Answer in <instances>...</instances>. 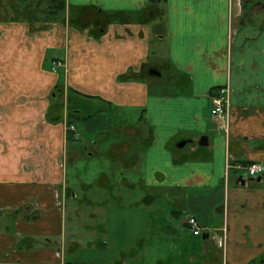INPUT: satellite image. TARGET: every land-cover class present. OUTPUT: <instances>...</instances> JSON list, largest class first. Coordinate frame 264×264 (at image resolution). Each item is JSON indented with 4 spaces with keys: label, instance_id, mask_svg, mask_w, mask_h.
Returning a JSON list of instances; mask_svg holds the SVG:
<instances>
[{
    "label": "crops",
    "instance_id": "crops-1",
    "mask_svg": "<svg viewBox=\"0 0 264 264\" xmlns=\"http://www.w3.org/2000/svg\"><path fill=\"white\" fill-rule=\"evenodd\" d=\"M63 1L0 21V264H264V176L237 168L264 159V4Z\"/></svg>",
    "mask_w": 264,
    "mask_h": 264
},
{
    "label": "rangeland",
    "instance_id": "rangeland-1",
    "mask_svg": "<svg viewBox=\"0 0 264 264\" xmlns=\"http://www.w3.org/2000/svg\"><path fill=\"white\" fill-rule=\"evenodd\" d=\"M259 3L260 5L264 4L263 1L252 0V3L249 5L247 11L252 12L254 11L253 8H260L258 6ZM54 6L56 8V3H54L53 0H0V21L30 20V21H33L32 22L33 24L34 22L38 24H42L43 22H46L48 20L50 21V20H53L54 18H57L53 15L54 13L52 14V12L55 9ZM56 64L58 67L62 66V63L60 62ZM95 138H96L95 136L89 135V133L87 132L84 133L83 139L85 140L84 143L87 146L89 145L91 146L89 141L91 142ZM109 144L110 142H105L103 144V150H104V147H105V150H107ZM89 153H92V149L89 150ZM106 161L107 159L103 158L102 156H97V157H92V158L88 157L79 162L73 163L69 168V172L71 176L73 177H75L74 173L78 172L80 173L81 178L84 180L85 183L94 184L95 180H97L96 179L97 173L101 172L103 167L106 169L107 167ZM111 184H112V181H111ZM87 191H88L89 197H93L95 201L96 200L98 201L100 199V197L96 199L97 198L96 195L97 196L102 195L101 185H99V183L96 186H93V187L90 186ZM159 192H160L159 190H152V194L155 196H159L160 194ZM155 207L159 208L158 205H156ZM81 209H82V215L84 218L87 217V215H90L91 213H95L96 210L100 212V208L95 205H90L86 207L82 206ZM101 212H103V210H101ZM154 215L161 216L162 214L160 211H156ZM73 219H72V216H69L68 218V226H67L68 232H70L75 227ZM86 220L87 221L85 222L86 223L88 222V224H91V225L96 222L94 220L92 221V219L90 218ZM198 239H202V236L200 235ZM219 253L220 254H218V256L222 258V250L219 251Z\"/></svg>",
    "mask_w": 264,
    "mask_h": 264
},
{
    "label": "built area",
    "instance_id": "built-area-1",
    "mask_svg": "<svg viewBox=\"0 0 264 264\" xmlns=\"http://www.w3.org/2000/svg\"><path fill=\"white\" fill-rule=\"evenodd\" d=\"M212 103V114L219 118L225 117L230 106V89L228 87L220 88L217 96L213 98ZM74 129L75 128L71 126V130ZM237 168L245 172V174L251 178L264 176V159L250 164H240ZM187 225L195 236L201 235V227L199 221L195 217H188Z\"/></svg>",
    "mask_w": 264,
    "mask_h": 264
},
{
    "label": "trees",
    "instance_id": "trees-1",
    "mask_svg": "<svg viewBox=\"0 0 264 264\" xmlns=\"http://www.w3.org/2000/svg\"><path fill=\"white\" fill-rule=\"evenodd\" d=\"M149 1H150V4L152 7H157V6L164 4L166 2V0H149ZM53 2L56 3V8L54 6L55 9L52 12V14L54 13L53 15L55 17H58L61 14V12L65 10V3L63 0H53ZM107 20L118 21V20H125V18H124V16H121V15H114V16L109 17ZM25 21L33 22L30 20H25Z\"/></svg>",
    "mask_w": 264,
    "mask_h": 264
},
{
    "label": "water",
    "instance_id": "water-1",
    "mask_svg": "<svg viewBox=\"0 0 264 264\" xmlns=\"http://www.w3.org/2000/svg\"><path fill=\"white\" fill-rule=\"evenodd\" d=\"M201 146H207L208 145V139L207 137H203L200 141Z\"/></svg>",
    "mask_w": 264,
    "mask_h": 264
}]
</instances>
